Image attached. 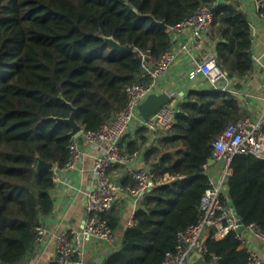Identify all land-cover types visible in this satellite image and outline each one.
Wrapping results in <instances>:
<instances>
[{
    "label": "trees",
    "instance_id": "obj_1",
    "mask_svg": "<svg viewBox=\"0 0 264 264\" xmlns=\"http://www.w3.org/2000/svg\"><path fill=\"white\" fill-rule=\"evenodd\" d=\"M261 13L264 15V0ZM201 4L214 7L216 56L230 77L254 68L248 15L218 0H0V264H21L35 246L41 218L54 210V170L63 167L74 142L69 119L83 130H97L126 105V88L143 81L141 52L155 57L174 41L168 29ZM113 37L134 51L119 52ZM247 115L239 98L214 88L193 90L175 114L171 131L146 152L158 185L141 201L135 225L121 236L120 248L103 264H162L176 248L180 231L198 221L209 188L205 166L212 142ZM145 127L122 146L135 153L148 143ZM140 140V141H139ZM223 201L235 206L246 225L264 230V159L234 156ZM130 178L123 185H134ZM112 212V211H111ZM105 217L115 230L117 218ZM211 229L205 255L209 264H246L248 248L236 232L217 240ZM214 256L219 260L214 261Z\"/></svg>",
    "mask_w": 264,
    "mask_h": 264
},
{
    "label": "built area",
    "instance_id": "obj_2",
    "mask_svg": "<svg viewBox=\"0 0 264 264\" xmlns=\"http://www.w3.org/2000/svg\"><path fill=\"white\" fill-rule=\"evenodd\" d=\"M216 28L214 7L201 4L193 14L180 23L168 27L174 45L155 57L150 50L141 52V76L143 81L136 82L126 88L127 103L125 107L110 121L105 122L97 130L79 131L74 135V142L70 146L69 159L63 167H54V181L58 180L60 170L75 169L82 159L83 153L79 147V139L89 144L99 146L101 154L96 158L93 174L97 187L89 193L87 198L88 218L85 225L78 231H65L57 237V257L55 264H75L74 259L81 253V246L85 240L97 239L114 243L117 239L116 231L105 217L109 214L119 199L120 194H128L135 201H140L155 187L170 182L173 178L158 179L151 167L137 168L131 166L139 152L129 153L122 146V140L129 133L136 122L156 133H168L176 123L175 93L170 94L171 102L163 106L153 117L145 120L140 112V106L152 94H158L160 80L170 72L180 54L190 48L201 49L206 35L214 33ZM191 33L192 46L188 45L181 35L184 30ZM195 71L206 77L210 85L219 89L222 84L233 81L229 74L220 66L214 54L207 55L203 61L196 62ZM225 92L226 88H220ZM174 98V99H173ZM212 156L205 169L210 177L209 188L202 196L199 206V217L196 224L180 231L174 251L166 254L162 264H189L193 254L209 253L207 244L211 229L215 228L214 237L217 240L226 238L231 232H236L238 239L248 248L246 264H264L259 252L249 243L251 235L264 246V230L256 225H246L245 230L239 232V220L233 212V206L223 201L227 189V181L232 173L231 162L234 156L249 154L264 159V116L255 120L250 117L230 123L226 129L212 142ZM214 160L215 164L211 165ZM127 165V175L135 183L123 185L117 183L110 170L118 165ZM214 165L221 166L219 178H213L210 169ZM135 225V222L132 223ZM35 244H41L47 234L44 226L36 229ZM214 261L219 258L214 256ZM76 264H80L77 262Z\"/></svg>",
    "mask_w": 264,
    "mask_h": 264
},
{
    "label": "crops",
    "instance_id": "obj_3",
    "mask_svg": "<svg viewBox=\"0 0 264 264\" xmlns=\"http://www.w3.org/2000/svg\"><path fill=\"white\" fill-rule=\"evenodd\" d=\"M218 2L239 5L248 15L252 28L254 59V68L249 74L242 78L230 77L233 81L222 84L220 88H226L225 92L232 93L239 98L241 106L247 112L243 118L250 117L259 120L264 116V15L260 11L263 5L262 1L218 0ZM181 38L190 47L192 46L191 33L188 29L183 31ZM218 41L219 37L215 28L213 34L205 36L201 49L190 48L183 51L170 72L160 80L158 94L175 93V99H173L178 108L183 101L188 99L193 90L213 88L206 77L197 73L194 68L196 62L203 61L207 55H216ZM220 88L216 90L219 91ZM142 127L140 122H136L127 136L138 139V131ZM163 134L148 131L146 133L149 139L148 143L138 150L139 156L131 162V166L148 168L146 152L156 144ZM79 147L83 156L77 167L72 170H60L58 180H55V186L51 192L54 210L50 215L41 218V225L47 230L45 239L41 244H35L21 264H55L57 237L65 231L81 230L85 225L88 218L87 198L89 193L97 187L93 168L101 151L98 145L89 144L82 138L79 139ZM221 169L220 165L212 166L211 177L219 178ZM110 172L114 180L120 184H123L125 178H130L127 175V165L125 164L113 167ZM164 178H169V176ZM225 192L226 195L228 190L226 189ZM143 199L135 201L128 194L120 195L111 212V215L118 221L115 228L118 243L103 242L94 238L85 240L81 246V253L74 259L75 264L77 262L80 264H103L112 253L117 251L121 245V236L128 228L133 227L134 215L141 207ZM248 239L264 260V246L251 235H248Z\"/></svg>",
    "mask_w": 264,
    "mask_h": 264
},
{
    "label": "water",
    "instance_id": "obj_4",
    "mask_svg": "<svg viewBox=\"0 0 264 264\" xmlns=\"http://www.w3.org/2000/svg\"><path fill=\"white\" fill-rule=\"evenodd\" d=\"M150 18L153 20L154 23L160 25L161 27L168 29V26L164 22H157L152 16ZM106 41L111 44L114 50L119 52H127V51H134L133 46H123L121 45L117 40H115L113 37H107ZM171 102V97L169 93H162V94H152L150 95L146 101L140 106V112L141 115L145 120H149L151 117H153L163 106L169 104ZM75 114L76 109L73 108V114L69 119H57L58 121H64L72 125L73 131L72 134L76 135L79 131L82 130V126L79 125L75 120ZM215 164V161H211V165ZM39 168H47V169H53L54 164L51 163H45L40 162ZM122 195V194H120ZM233 212L235 213V216L239 220V232L242 233L245 230L244 222L241 220V216L238 213V210L235 206L232 207ZM118 240L115 241L114 244H117ZM189 264H209L205 255L201 253H195L192 255Z\"/></svg>",
    "mask_w": 264,
    "mask_h": 264
}]
</instances>
